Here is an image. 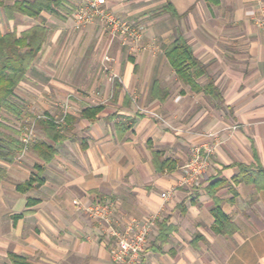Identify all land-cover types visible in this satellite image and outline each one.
Here are the masks:
<instances>
[{
    "label": "crops",
    "instance_id": "crops-1",
    "mask_svg": "<svg viewBox=\"0 0 264 264\" xmlns=\"http://www.w3.org/2000/svg\"><path fill=\"white\" fill-rule=\"evenodd\" d=\"M85 1L66 0L63 16L43 14L46 38L13 89L22 111L4 113L17 122L36 108L56 115L69 107L59 113V140L41 119L23 154L0 157V264H13L10 253L23 264H114L110 228L150 215L143 264H264V189L232 180L238 163L264 167V0H106L118 17L142 26L151 43L142 48L114 40L98 22L74 28L72 12ZM179 36L206 65L194 86L165 53ZM103 65L121 81H109ZM210 80L221 98L205 89ZM94 105L101 107L92 118L80 116ZM37 142L55 148L49 160ZM194 147L211 153L199 185L188 186L180 179ZM154 151L172 167L157 170ZM36 172L41 182L17 187ZM218 178L229 182L214 193L234 224L229 235L212 229L206 185ZM93 202L111 205L110 222L82 207ZM163 222L175 228L160 241Z\"/></svg>",
    "mask_w": 264,
    "mask_h": 264
},
{
    "label": "trees",
    "instance_id": "trees-1",
    "mask_svg": "<svg viewBox=\"0 0 264 264\" xmlns=\"http://www.w3.org/2000/svg\"><path fill=\"white\" fill-rule=\"evenodd\" d=\"M209 3H217L218 0H206ZM66 0H0V8L6 14L8 19L14 17L15 13L25 16L40 18V21L30 25L22 30L19 34L13 29L5 32L0 30V157L12 158L17 152L23 149L24 141L18 136H9L4 133L3 128L10 132L17 133L13 128L6 126L3 119L5 112H11L13 115L19 116L21 107L18 102L13 100V89L25 77L27 69L34 61L38 51L40 50L47 34V26L42 18L43 11H48L57 17L63 16V12H67ZM171 13L178 15L172 6H168ZM166 56L173 66L177 76L184 82L195 85L194 79L206 73V65L200 62L193 54L188 42L181 36L174 38L166 47ZM198 87V86H196ZM205 89L214 97L221 98L219 91L210 80ZM100 105L86 106L80 110V116L92 118L100 109ZM74 119L72 116L65 114L64 121ZM46 132L56 142L63 137L60 133L59 124H55L53 118L49 117L44 121ZM39 156L45 161L49 160L55 153V148L44 142H37L34 145ZM153 163L157 170L171 168L173 162L169 159H161L159 152L154 151ZM238 173L232 177L233 182L244 181L254 184L258 189H264V167L261 165H247L238 163ZM40 169V168H38ZM4 172L0 169V178ZM43 180V176L36 172L17 187L25 191L32 184L39 183ZM229 182L225 178H218L210 181L206 185V189L214 198V206L212 214L214 222L212 229L220 234L229 235L234 230V224L231 217L226 214L221 206V199L214 195L217 188L228 185ZM31 200L28 199V202ZM175 226L166 225L164 222L160 225L158 239L163 241L167 234L173 230ZM9 257L13 264H23L24 260L15 253H10ZM143 264V258L139 262Z\"/></svg>",
    "mask_w": 264,
    "mask_h": 264
},
{
    "label": "built area",
    "instance_id": "built-area-1",
    "mask_svg": "<svg viewBox=\"0 0 264 264\" xmlns=\"http://www.w3.org/2000/svg\"><path fill=\"white\" fill-rule=\"evenodd\" d=\"M105 3L106 0H86L78 5L72 12L74 28L78 29L87 23L98 22L107 26L112 36L120 35L124 40L128 37L131 40L138 41L141 37L142 26L118 17L106 7ZM103 59L109 61L110 57L104 55ZM103 71L109 81H121V77L113 72L108 65H103ZM140 109L146 111V109ZM31 133L32 131L30 130L28 134L23 136L22 140L25 144L28 142ZM210 152L211 148H206L204 153L201 152L199 147L193 148L191 158L183 167L180 179L182 184L197 186L200 183V178L208 164ZM161 196L166 197L167 192H161ZM73 202L78 203L76 200ZM82 207L95 219L110 222L112 207L109 203H86ZM154 219L155 215H150L142 221L130 219L125 221L119 230L110 228L109 232L115 238L111 249V257L114 264H139L145 252L147 236L154 225Z\"/></svg>",
    "mask_w": 264,
    "mask_h": 264
},
{
    "label": "rangeland",
    "instance_id": "rangeland-1",
    "mask_svg": "<svg viewBox=\"0 0 264 264\" xmlns=\"http://www.w3.org/2000/svg\"><path fill=\"white\" fill-rule=\"evenodd\" d=\"M9 2H11L12 0H7ZM17 15H14L13 18L8 19L6 17V14L3 12L2 8H0V30L2 31H6V30H10L11 28L16 30L19 29V28H22L24 26H27L30 24V22H39L40 21V18H33V17H29V16H25V15H22L20 13H15ZM43 14H47V15H50V12L48 11H43L42 13V18L43 19H46V17H43L44 15ZM52 17H56L54 14H51ZM124 19V18H123ZM127 20V19H126ZM130 22H134V21H131V20H128ZM135 24H139V23H136L134 22ZM102 25V24H101ZM104 27V29L107 31V33L114 38V40L116 38H119L120 41L123 43V44H127L129 47H136V48H142V47H147L149 44L148 42L145 43L142 39V32H141V37L140 39L137 41V40H131L130 38H126L125 40L120 36V35H114L112 36L109 32V28L105 25H102ZM148 41V40H147ZM126 45V46H127ZM112 70V69H111ZM113 71V70H112ZM114 72V71H113ZM116 73V72H115ZM119 75V74H118ZM61 103V101H60ZM22 107H24L23 104H21ZM60 106H57V107H54L52 110L56 111V110H59ZM64 108H69L68 106L64 107ZM64 108H62L56 115L55 113H50L48 112V114H45L42 109L40 108H36L37 111L34 110L33 113H31L32 115H27V116H20V118L17 120V122H14L11 118H4L3 119V122L4 124H6V126L10 127L11 129L13 128L14 130L17 131V133H13V132H10L8 131L7 129H4L2 131H4V133L6 135H9V136H18L19 138L25 136V134H28L30 132V130L32 131V133L29 135V140L26 144H24L23 146V149L19 151V154H23V152H25L28 148V146L33 142V140L35 139V128L38 126V121L43 119H48L49 116L53 118V120L55 121V124H59V120L61 119V115H62V110H64ZM22 111V110H21ZM59 113L61 114L59 116ZM44 114V115H43ZM48 116V117H46ZM9 124H12L14 126H16L17 128H14V127H11L9 126ZM19 128V129H18ZM25 132V133H23ZM23 133V134H22ZM27 145V146H26ZM211 153V152H210ZM199 185V184H198ZM189 186V185H188Z\"/></svg>",
    "mask_w": 264,
    "mask_h": 264
}]
</instances>
